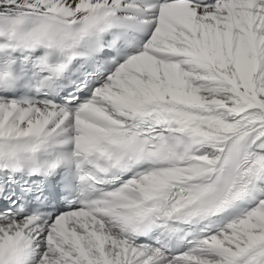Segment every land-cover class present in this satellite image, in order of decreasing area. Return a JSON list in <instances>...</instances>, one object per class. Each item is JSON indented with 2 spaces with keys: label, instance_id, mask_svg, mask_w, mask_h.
<instances>
[{
  "label": "snow or ice",
  "instance_id": "6c2138e0",
  "mask_svg": "<svg viewBox=\"0 0 264 264\" xmlns=\"http://www.w3.org/2000/svg\"><path fill=\"white\" fill-rule=\"evenodd\" d=\"M0 264H264V0H0Z\"/></svg>",
  "mask_w": 264,
  "mask_h": 264
}]
</instances>
